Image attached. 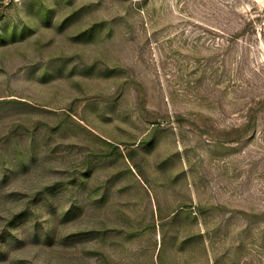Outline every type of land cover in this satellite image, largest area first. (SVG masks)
Returning a JSON list of instances; mask_svg holds the SVG:
<instances>
[{"label":"rangeland","instance_id":"obj_1","mask_svg":"<svg viewBox=\"0 0 264 264\" xmlns=\"http://www.w3.org/2000/svg\"><path fill=\"white\" fill-rule=\"evenodd\" d=\"M0 264H264V0H0Z\"/></svg>","mask_w":264,"mask_h":264}]
</instances>
